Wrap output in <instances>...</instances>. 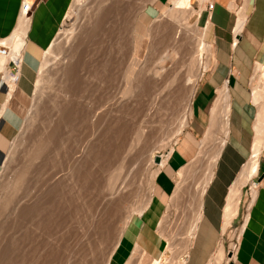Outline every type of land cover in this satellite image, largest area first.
Listing matches in <instances>:
<instances>
[{
    "label": "rangeland",
    "instance_id": "1",
    "mask_svg": "<svg viewBox=\"0 0 264 264\" xmlns=\"http://www.w3.org/2000/svg\"><path fill=\"white\" fill-rule=\"evenodd\" d=\"M143 1H145V2H143ZM143 1H141V0H82V6L81 5L77 6L73 10V12L75 11L74 13L77 12L78 14L77 13L72 14L73 16L71 15V18H66L64 20V22L62 23V25L60 26V29H59V31L62 29H63V31H65V30L68 31V29L70 30L72 28L73 29L75 28L76 31L75 30L74 31L76 33L73 32L74 37L72 36V34L69 35V33H68L67 37H69L70 39L66 38L65 34H59V35L57 34L56 35L57 44L54 48L53 54L48 55L46 58L48 63L45 66V69H43L44 71H39L40 66H42L43 62L45 61V58L43 57V59L41 60L39 69L35 73H33L29 76V85H28L29 87L28 88H29V92H30V96H31L30 105H29V108L27 110V114L25 116V119L23 120V123L19 129L17 136L15 137V139L13 140V142L9 146L6 161L3 164L1 171H0V240H1L0 244L1 243L3 245L6 244L7 248H8V246H7L8 244H9V248H13V246L16 244L14 247H17V250H18V248H20V247H18V245L21 244L19 246H21L22 248H25V250H26L25 252L27 253L28 250L26 249V247H28V249H30L29 247H31L32 245H34L36 247V243H37V246H38V247H36L37 250H34L35 247L33 248V250L36 251L37 255H35V253L32 254L33 253L32 250L28 251L29 253L32 252L30 255H27L29 253L26 254V261L29 260L28 261L29 264L31 263L30 261H33L34 264H107L108 261L110 262L112 255L114 254V252L117 249L116 244L119 241V234L120 235L122 234L121 236L123 237V234L126 230V227H125L126 220L125 219H127L129 217V215L132 214V212L134 211L133 208L138 209L141 207L142 204H144L145 202H148V194H149L148 190L150 189V182H148V179H149V181H151V177H152L151 175H153V171H155V172L158 171V167H157L158 164L155 162V157L159 156V157H161V160H163L162 156L164 157L167 155V150L163 149L162 146L164 144H162V143L165 142V145L167 143L169 148H174L175 144L179 142V140L183 137V134L187 130V128H185L184 132L177 137H174V138L170 137L169 135L171 134V132L175 131V129L177 127V126H175L176 125V123L174 121L175 119L172 118L173 115H169L167 113V115H165V118H164L166 120L163 119V123L161 124V126H159L160 123L156 124L157 122L155 121V118H152L153 116H151V117L149 116L150 119L151 118L154 119L155 124L152 121V119L151 120L149 119L151 121V123L149 120L146 121V122L149 121L148 123H150V124L147 123L146 127H145V125H146L145 124L144 127L146 130L145 129L144 130L147 133L148 132L147 130L150 129L151 132H150V134H149V132H148V134H144L145 137L143 139H145L146 137H147V139H145L144 142H142L143 141V139H142V141H140L138 143L140 145L139 146L136 145L135 149L138 151H135V149H134V152L132 155L133 162H134L133 164H135L134 167L131 169V171L129 170L130 173L127 171H126L127 173L123 172L124 174H122V176L120 178L121 181L118 182V185L120 187L121 186L122 187L120 188L117 186V188L114 191V195L116 194L115 196L113 194H111L112 193L110 191L111 188L109 189V187H108V186H110L109 180H110V178H113V175H115V173L117 172L118 166L120 164V158H121V154H117V152H120V150L123 149V148H121L122 146L124 147L125 144H128L125 142L129 138V136L126 138L127 135H130L129 140H132L133 136L135 135V133H134L135 129L132 128L133 123H134V125H136L140 121V124H141V118L145 119L144 117L147 115L146 114V110L148 107L147 105H149V103L151 101L150 98L152 97L151 96L152 93H155L154 91H156V89L159 88L158 87L159 85H163L162 83L167 82L166 81L167 77L165 76V73H167V72L169 73V70L173 69V68H175V69H173V72L176 69H179L177 67V65H175V63H174L175 61L173 58L175 56H173V52H172L173 48L176 46H179L178 49L180 52L177 54V56H176L177 59H175V60H182V59H184L183 47L185 46V48H186V47H188V44H189L187 41H184V40H177L178 42L176 43L174 40L171 39V37L173 36L174 27H173L172 23H170L171 25L168 24V22H170L168 19L166 20V18L163 17V15L168 10V6L163 8L160 12H157L153 7L154 4H152L154 2V0H143ZM72 2H73V0H72ZM72 2H71V4H72ZM150 4H152V5H150ZM191 5H192L195 12H194V15H192L189 19L190 24L192 26H194L193 28L197 29L198 32H201L204 28L207 27L206 23H205L204 12H203L205 10V5L202 4L201 0H199V1L198 0H192ZM109 8H113V11H114V18L113 19H115L113 21L116 24L115 25L116 28H114L113 32H111V33L107 29H103V27H100L101 26V21H100L101 15H103L104 12H106V10H109ZM199 12L200 13L202 12V15ZM126 14L128 15L126 17L127 20L126 19L123 20V17ZM105 16H106V13H105ZM103 17L101 19H103ZM108 18H110V16ZM103 20L105 21V18ZM99 22H100V24H99ZM123 24L126 27H124ZM189 36H191V35H189ZM206 41L208 44H210L211 49L208 53V56H206L207 58H205L206 59L205 62L207 63L208 67H207V70L203 73V75L208 70H211L215 64V50H216V48H215V45L213 43V39H211L210 37L209 38L207 37ZM132 63L134 65H132ZM130 65L132 67L129 68ZM133 66H135L134 67L135 72L132 71L134 69ZM130 69H132V70H130ZM127 70L132 71V73H134L133 74L134 76L132 75L133 76L132 77L131 76L132 73H130V71L128 72ZM126 71L128 74H130L129 76H131L132 78H129ZM170 71L172 72V70H170ZM39 72H41V73H39ZM126 74H127V76H126ZM181 74H184V73H181ZM19 77H20V75H19ZM202 77H201V79H202ZM201 79H200V81H201ZM181 81H177L178 84H177V82H175L176 85L175 84H174L175 86L173 85L174 89L172 90L171 95L173 96L174 93L175 94L178 93L177 96L174 94L175 99L180 98V95L182 96V98L186 97V94L188 92V89H186V87H184L185 90L183 87H181L183 82L185 84L184 76H183V80H181ZM200 81H198L196 88H198ZM167 83H170V82H167ZM257 83L259 84L258 81H257ZM73 85H74V87H73ZM62 86L66 87V88H64V90H62V91L60 90V92H62V93H63V91H66V89H67V91L69 89V92H70L71 91L70 87H73V89L71 88L72 90L78 89V90H75V92L79 91L77 93V96L75 93H72L73 91L70 93H67V94L63 93L64 95L66 94L68 96L72 93L73 96H72V94H71V96H69L71 101H72V99H74L75 96H76L75 97L76 99H74V102L77 100V98H78V100H81L80 96H82V95H79V97H80V99H79L78 94L80 93V91L83 93V95H84L83 97L85 98V101H87V100L89 101V102H87V104H89V106L87 104H85L86 108H84V111H87L90 107H91L90 108L91 110H98V115L96 117H94L93 119L89 118V119H91L89 122V125H87L89 119H87L88 120L86 122L87 124L85 123L86 112H84L83 110H81L82 112H80V113L83 114V112H84L85 116L83 118L80 117L82 121H80V119H79V121H80L79 124L84 125V123H85L86 124L85 127L84 126L81 127V125H80V128L78 127L79 125H78L77 118H79V117L75 116L76 120L74 121L73 120L74 115H73V117L70 115L72 118L70 120L72 122L70 120H68L70 118V116H68L67 118L64 117L68 121H70V123H71L70 124L66 120V124H70V125L67 126L65 124V121H64L65 119H62V117H61L62 115L63 116L65 115V112L63 114H61V116H60L59 113H62V112L56 110V109H58V107H59V110H61V111L64 110V109L62 110L61 106H57L58 103L56 102V101L60 102L62 100V99L57 100V97H60L61 96L60 94H62V93L58 92V90H59L58 88H60ZM60 89H63V88H60ZM54 92H56V94H55L56 99L55 100L53 99L54 98ZM179 92H182V94L180 93V95H179ZM183 93H185V94H183ZM57 94H58V96H56ZM66 95H65V98L66 97L67 98L65 100H67V102L62 100L63 102H65V103H63L61 101L62 104H64V106H66V103H68L69 107L71 106V104H73V108L76 107L79 110H80L81 106L85 107L84 104H82V103H85L83 100L84 98L81 100L82 102L81 101L77 102L78 100L76 101L77 104L81 102V105L79 107V105H76L75 103L70 104V102H68L70 99ZM51 97H53V98H51ZM50 98L53 99L54 102ZM62 98L64 99V96ZM183 100H185V98ZM183 100L181 101V104L185 102ZM50 101H51V103H50ZM148 101H149V103H148ZM179 101H180V99H179ZM61 102L59 104H61ZM55 103H57V105ZM51 105H53V106H51ZM56 106H57V108L55 109ZM64 106H63V108H64ZM68 106H66L65 107L66 110H64V111H66V114H67V109H69ZM52 107H54V108H52ZM71 107H70V109H71ZM70 109L68 110L69 112L67 115H69L70 111L73 110V109H71V110ZM85 109H87V110H85ZM89 110H88L87 114L91 113L90 112L91 110L90 111ZM52 111L54 113L55 112L57 113V115L55 114L56 117L54 116ZM50 113L56 119L55 118L53 119V117L51 116ZM109 114H111V115H109ZM163 115H164V113H163ZM168 115H169V117L171 116L170 118H172L174 122L172 120L169 121L170 119H169ZM50 116H51V118H49ZM59 116L61 118H59ZM119 116H120V118H118ZM46 117H48L49 119H46ZM44 119H46V120H44ZM50 119L54 120V122L55 121L58 122L57 119L58 120L60 119L64 122H61L59 120L60 121L59 122L60 127L58 126L56 128L57 123L55 122V124H54L53 121ZM156 119H158V118H156ZM49 120L54 125L53 128H52V126H51L52 124L50 123ZM137 120H139V121L137 122ZM45 121L49 122L50 125H49V123H47ZM73 121L74 122L77 121V123H73ZM82 122H84V123H82ZM61 123H63V125H62L63 128H61ZM72 123L78 125V126L74 125V128L75 127L77 129L79 128L78 132H75V133L73 132ZM170 123H171V125H170ZM48 125L53 130H55L54 128L59 129V130H60V128L62 129L60 131L55 130L56 133H53L54 136H56L57 131H59L58 133H61L65 130L66 127H64V125L68 127L67 130L64 132H68L67 134L74 133V135L73 134L68 135L69 138L67 135L65 137L64 133H63L64 138L62 137V133L60 134V136L63 138L62 140L66 143L64 145L65 148L64 147H63V149L60 148L61 147L60 145L64 144V142L61 141L60 136H57L58 138L52 136L53 135L51 133L52 129L46 131L48 128L46 126H48ZM150 125H152L153 127ZM162 125H164V126H162ZM139 126L140 125L138 123L135 128H137ZM172 126L175 129H173ZM127 127H129V128H127ZM69 128L72 130V132ZM131 128L134 130V131L132 130L133 133H131L129 131V130H131ZM77 129H75V130H77ZM123 130H124V132H123ZM170 130H171V132L169 133ZM46 132L47 133L49 132L50 135L52 134L51 137L49 136V134H46ZM173 134H174V132H173ZM146 135H148V136H146ZM166 135H168L169 137H167ZM45 136H47V138ZM48 136H49L51 142L49 141ZM171 136H173V135L171 134ZM166 137H167V139H166ZM45 138H46L45 143H47V144L42 143V141L44 142ZM56 138L59 139V141L56 140ZM168 138L172 141V142L170 141V145H169V141H168L169 139ZM54 139L56 140V142L58 141V144H60L62 142L63 143L60 145H58V144L55 145L56 142H55V144H53L54 141H52ZM176 139H177V141H176ZM129 140H128V142H130ZM200 140H201V138H199L196 142L197 152H198V143L200 142ZM67 142H68V144H67ZM39 145H41V147L43 145H45L46 148L49 145L48 148H50V149L49 150L47 149V150H48L49 154H51V149H52V151H53L52 153H54V154H51L52 157L50 155H48V152H46L47 150L44 146H43L44 148L42 147L40 149L41 150L44 149L46 151L45 152H44V150L41 151L38 147ZM73 145L79 146V148L78 147L76 148ZM58 146H60V147H58ZM70 146H72L71 148L74 150L70 149L69 148ZM51 147H56L57 149L51 148ZM58 148H60V151L62 150V152L64 151V149L66 150V148H67V151H64L66 153L68 152V148H69L70 149L69 154L71 157H72V155H71V152H72V154L75 155V158H77V157L79 159L82 158L80 160L77 158L80 162L78 164L79 165L78 168L82 167L81 168L82 170L80 168L78 169L76 167L77 168L76 171L79 173V176H81V177L78 176L80 179V182H79V179L77 180L74 178L78 175V173H75L76 172L75 170H74L75 172H73V174H72V175H74V177H72V175H70L71 176V178H70V176H69V173H70L69 170L72 171V166L74 165L73 166V169H74V167L77 165L74 163L73 165H71V168L69 167L70 169L68 168V165L70 166V164H68L67 167H66V165L64 166V164H66L68 162V160L70 159L69 158L70 156L67 153L68 157H66L67 156L66 153H65V155H66L65 156L64 153L62 154V152L58 151ZM80 149H82L81 150L82 152L79 151ZM35 150H36V153H35ZM37 150H39V152ZM75 150L76 151L78 150L79 152H81L80 157L77 156V155H79V152L76 155ZM57 151H58L57 154H59V155H57V157H60V155L62 157V158L61 157L59 158L61 161L55 157V160H57V159L59 160V161L57 160L58 162L54 161V158H53L54 156H56L55 153ZM197 152H196V154H197ZM42 153L44 156H42ZM36 154L38 157L36 156ZM196 154L189 161V163L191 161H192L191 163L194 162L193 164H196L197 168H195V166H193L192 173L189 174L186 184L183 185V188H182L183 192H182V195L180 198L181 202L179 201V204H178L179 207H177L179 209H175V210L170 211L172 213H170V212L168 213V211L166 210V212L168 214L165 212V214L167 215V221L168 222L166 221L167 223L166 222L164 223L165 226H163L164 228L162 230V231H164V234L167 235L164 243H165L166 247H168V246H170V244H172V246H174L173 247L174 250H176L177 246H178V248H181L180 246L183 245V241L187 239V237H186L187 235L185 234L186 236L184 239L183 234L186 233V230L188 229L187 225L189 224V221H190L191 216L193 215V212L195 209L196 204H195V202H193V200L195 199V195H193V194L196 193L195 188L197 187V184L199 183V181L203 178L202 174H204L203 171L205 170V167L203 168V165L206 164L205 163L206 160H204L203 158H201V160H199V158L197 159ZM49 156H50L51 160H50V158H47ZM63 157L65 159L69 158L66 163L64 161L65 159L62 160ZM262 157H264V150L261 154L260 160L262 159ZM35 159H39L41 162H44L45 160H47V161H45L46 164L44 163L45 168L43 169V167H42V166H44V164H42V166H41L42 168L37 167V166H40L41 163L39 160H36L37 161V163H36ZM48 160H49V162H48ZM33 161H35V162H33ZM50 161L56 162V163H54L56 165L57 164L61 165V163H63V166L66 168H63V170L61 171L62 168L59 170V167H61L60 165H58L59 167H57L56 165H54ZM70 161L68 163H70ZM82 161H83V163H81ZM200 161L204 162V163L202 164V163H200ZM32 162L34 163V169L35 170L37 167V170H36V171H38L37 173L35 170L32 169L33 168ZM196 162H199V164L202 165V168H201V165H200V167L197 166L198 164ZM80 164H82V165L80 166ZM193 164H191V165H193ZM46 166H48V168H46ZM50 166H54V167L56 166L55 168H58V170L61 172H58L57 175H55V174L51 175V173L49 171L53 172V171H55V169H53V167H50ZM39 168H40V170H42L41 174L39 172L40 170H38ZM67 168L69 169L68 171H67ZM49 169H51V170H49ZM43 170H45V171L49 170V171L44 172ZM78 170H80L81 173ZM195 170H197L196 173H195ZM56 172L57 171H55V173ZM42 173L43 174L47 173V175H51L52 178L57 179V177H58V178H60L61 181L59 179H57L58 183L54 184L53 181L54 180L56 181V179H52V178H50V176H48L47 178H49V179H47L46 175L44 176V180H43V178H42L43 174ZM48 173H50V174H48ZM20 174H22V175H20ZM23 174L25 176V179H24ZM35 174H37V176L39 178L42 176L41 177L42 179H39ZM58 174H59V176H58ZM75 174H77V175H75ZM54 175H55V177H54ZM191 175L193 176V178L191 177ZM21 176H23V178ZM30 177H32V178H30ZM33 177H35L36 180ZM78 177H76V178H78ZM37 178L41 182L43 180V182H42L43 184ZM45 178H46L47 182H45ZM72 178H74L78 182H76L75 180H72ZM258 178L259 177H255L253 179V181L257 183ZM30 179L32 182L36 181L37 184L34 182V185L36 184L35 186L39 185L41 187H44L42 185H47V183H49V185H47V186H49L50 188L52 186V188H53L52 184L50 186L49 181H51V182H53L54 186L57 184L56 185L57 191L61 192L63 189H65L66 193H64L65 190H63L61 193V194H63V196L62 195L59 196L58 195L59 192L56 194L55 193L56 191H54L55 189L52 190V188H51V192L55 193L54 198H52L54 194L50 193L49 188L47 189L49 191H47L44 187V192L47 191L50 194H52L51 196H49L50 194L45 193L46 194L45 195L46 197H45L42 194H40V193H42L43 188L41 189V187L39 188V186L38 187L33 186V183L30 181ZM125 179H126V181H125ZM22 181L24 182V185L26 184L25 186L23 185ZM38 182H39V184H38ZM122 182H123V185H120V184H122ZM124 182H127V183H124ZM17 183H18V185H17ZM21 183H22V185H21ZM58 184H60L63 188H60ZM125 185H127V186H125ZM128 186H129V188L126 189V187H128ZM147 186H149V188ZM25 187L28 188L29 190L26 189ZM33 188L34 189L38 188V191H37V189L33 190ZM58 188H60L61 191ZM119 188L121 191L118 190ZM251 188H252V182H250L243 189V196H242L241 204L239 207V213H238L237 217L235 218V220L233 221L232 227L230 228L229 233H228V234H230L231 232H233V235H234L233 240L230 241L231 239L229 238L228 234H225V235L222 234V236L220 237L219 241L224 240L227 252H229L230 250H233V248H235L234 249L235 252H237V250H238L239 242L236 240V235H238L239 232L242 230V227H243L244 222H245L247 210H248V207L250 205L252 193H253V190ZM30 189H32V190H30ZM71 189L73 190L72 191L73 195L74 196L76 195L75 198L77 197V195H79L77 198H79L80 200L79 199L75 200L78 202V205H77V202H75V203L73 202V204H74L73 205L71 202L72 199L69 200L70 196L68 194H70L69 192L71 191ZM123 189H126L125 190L126 193ZM122 190H123V193H122ZM28 191L29 192L31 191V192L29 193ZM36 191L38 193H36ZM108 191L111 194V199L108 196V195H110ZM76 192H79V194H76ZM31 193H33V194L35 193L37 195L40 194V196L42 195L41 200L39 199L40 196L38 197L37 195L34 194L37 197H33L34 195H32ZM117 193H120V194H117ZM30 195H32V196H30ZM47 195H48V198H47ZM64 195L68 196V197L66 198ZM70 195H72V194H70ZM56 196L59 199L55 198ZM106 196H108V197H106ZM31 197H33L34 199L37 198L38 202L36 204H41V206L43 205L42 204L43 201H45L46 199L48 200L49 198H51L53 200L57 199V201H55V203H54L56 205L57 204L56 202H58V200H60V198L63 197L62 199L68 200L69 204H66V202L63 201V203L65 202V204H63V203L62 204L66 207H64L62 205V209L66 208V211H67L68 208H72V207H69V205L70 206L73 205L74 207L72 208V210H73L74 214L69 209L67 211L68 216H66L67 212H65V215H62L65 210L61 211L62 209L61 210L58 209L59 207H61V206H59V204H60L59 202H58L59 204H57L58 207L54 205L56 208L55 207L49 208L51 206V201L53 204V200L49 199V200H51V201L48 200L50 204L48 203L47 200H46L47 202H44V203H47V208L46 209H44L45 207L43 208L44 212H45V210H47L49 208V210H48L49 212L46 211L47 213L45 212L46 213V215H45V213L44 214L42 213L43 212L42 207L40 208L38 206L37 208L40 210V212H39V210L36 208L37 205L34 202V201H36V199L34 200ZM105 197L109 198L110 203H109V201H107V203H106V200H104ZM42 198H44L45 200H43ZM71 198H72V196H71ZM31 199L33 202H30ZM62 199H61V202H62ZM112 199H114V200L112 201ZM27 201H28V203H27ZM40 201H42V203ZM73 201H74V198H73ZM102 201H104V202H102ZM29 202H30V204L33 203L36 205V206L33 205L34 207L31 206L32 204L30 205V208L32 210L30 208L28 209V207L26 206V204L28 205ZM103 203H105V204H103ZM4 205H6V206H4ZM44 206H46V204ZM75 206L78 209V211H76L77 209L75 208ZM100 206H102V207H100ZM25 208L28 210L23 211V209H25ZM33 208L37 209L36 212H37V214L39 213L38 216H40L41 214H42V216L45 215L44 217L40 216V218L42 220L41 221L42 223L40 222L41 224L46 222L48 220V218H50V217L52 219L57 218L58 214L59 215L61 214V213H59L60 211L62 212V214H61L62 217L61 218L58 217L57 219L60 218V221H62L61 219L63 217L64 218L66 217V219L63 218L64 221L66 220V222L64 223V221H62L64 224L63 223L61 224L62 225V227H61L62 229L60 228L61 232H59V233L56 232V233H54V235H51V234L49 235L50 229H48V226L45 225L46 223L43 224L44 227L42 225H40L43 227V229L46 226L47 231H46V229H45V231L48 232V234H47L48 237L47 236L46 237L49 238V236H51L50 237V244L47 243V242H49V239H47L45 237L46 234H44L45 231L42 230V227H40V230L42 231L41 234H40L41 231L36 229V227H37L36 222H37V224H39L40 220L38 221V219H40V218H38L36 212H34V213L31 212V211H34ZM52 208H55V209L50 210ZM3 209H4V211H6L5 213H4ZM74 209H75V212H74ZM131 209H133V210L131 211ZM176 210H178V211H176ZM22 211L24 213L25 212H27V213L24 214ZM51 211H52V214L54 211H55V213L56 212H58V213H56L57 215L51 214L52 216L48 217L47 214L49 213V215H50ZM130 211H131V213H130ZM1 212H3V213H1ZM21 212H22V216L23 215H26V217L28 215L31 216V217L28 216V218L30 217V219L27 218L28 220H31L32 215L34 216V214H35V217H37L36 218L37 221L34 219L35 217H33L34 220L32 219L33 220V221H31L32 223H30L29 221H25L24 219H26V217L23 216L24 217L23 218L22 216H20ZM30 212H31V214H30ZM171 214H172V216H171ZM169 215H170V217H168ZM19 217H21L24 220V222L22 220V223H19V225L17 222L16 223L14 222V225L17 226L16 228L19 230V231H15V230H17V229H14L15 226H13L14 230L11 229V225H13V223H11V221L16 220V221L20 222L21 219H18ZM43 218H46V219H43ZM168 218H169V220H168ZM54 220H56V219H54ZM56 221H53V222L51 221V224L56 223ZM60 221H59V223H60ZM28 222H29L30 226H28L29 224L27 225ZM24 223H26V224H24ZM33 223L35 224L36 227L34 226ZM47 223L49 224L50 222L47 221ZM215 223L218 225V227H220L222 225L221 220L216 221ZM8 224L10 226L7 227ZM23 224L26 228L28 227L29 229H30L31 225H33V227H31L32 229H30V231L33 230V228H35L33 232L37 233L36 236H38V232L40 231L38 238L41 239L42 243L39 241L35 242L34 240H36V239L38 240V238L35 236V233H33L32 231L30 232L28 230V228L27 229L22 228ZM50 225H49V227L52 228ZM56 225H58V224L56 223ZM58 226L60 227V225H58ZM58 226H56V227H58ZM6 227L7 228L10 227V229H8V233H7L8 235L7 236L11 241L7 238L6 234H4L5 237L3 235L4 232L5 233L7 232V231H5ZM56 227H54V228L56 229ZM59 227L57 228V231H60ZM38 229H39V226H38ZM55 229H53V231ZM11 230L13 231V233H12L13 236L10 235L11 234L10 232H12ZM25 230L26 231L28 230L30 233H26ZM122 230L124 232H122ZM14 231L16 233H14ZM21 231H22V233L24 232L26 234H22ZM53 231H52V233H53ZM16 234L18 235V237H16ZM20 234L22 236L23 235L24 236L22 237ZM28 234H32L31 236H34V238L31 237L32 240L30 239V236L28 237V240L30 239V241H29L30 246L24 245L26 242L23 244L25 239L27 241L26 244H29V242L26 238V235L28 236ZM42 234H44V237L46 238L45 241L48 240V241H46L47 245H50L49 246L50 248H48V246L45 245V248H48L47 254H42V251H41L43 248V245L45 243V241L43 243L42 238L40 237ZM19 235L21 237H19ZM1 236L6 238V240H4V238H1ZM9 236H11L12 238H10ZM35 237H36V239H35ZM42 237H43V235H42ZM44 237H43V240H44ZM16 238H18V240H20V241L23 239L24 240L22 241V243H19L20 241L16 240ZM21 238H23V239H21ZM3 240L7 241V242L10 241V243H6ZM120 240H122V238ZM16 241H18V242H16ZM32 241L34 243L31 245ZM12 242H14V243H12ZM11 243L14 245H11ZM230 243H234L235 247L232 248ZM40 244L41 245L43 244V245L41 246ZM3 245H0V248ZM22 245L25 247H23ZM39 245L41 247H39ZM4 247L5 246H3L2 248H4ZM32 247H31V249H32ZM215 250H216V248H215ZM19 251H21V250H19ZM19 253L21 254V252H18V254ZM19 255H18V258H19L18 261L19 262H17V264L18 263L22 264L21 257H19ZM31 255L32 256L34 255L36 260ZM27 256H31L34 260L31 257H30L31 259H29V257L27 258ZM136 258L137 257H134L133 260H136ZM234 259H235V257L233 258V260L230 264H234ZM28 262H26V263H28ZM31 264H33V263H31ZM130 264H142V262H141V260H137L136 263H133V261H131Z\"/></svg>",
    "mask_w": 264,
    "mask_h": 264
},
{
    "label": "crops",
    "instance_id": "2",
    "mask_svg": "<svg viewBox=\"0 0 264 264\" xmlns=\"http://www.w3.org/2000/svg\"><path fill=\"white\" fill-rule=\"evenodd\" d=\"M30 2H35V6L29 15L21 51L20 77L13 91L0 72V171L30 105L29 76L39 69L45 51L66 19L72 0ZM201 2L205 5L206 28L211 31L216 48L215 64L203 75L196 89L192 118L183 137L171 154L162 156L164 164L155 178L149 206L143 214L132 216L110 264H130L137 260L142 264H177L183 259L180 264H207L222 236L229 188L251 156L256 126L264 108V97L259 101L254 98V90L264 87V70L257 71L258 65L264 68V0ZM208 2L214 4L211 11L207 9ZM168 3L169 0H154L152 4L160 12ZM22 4L23 0H0V42L15 32ZM240 9L246 15L245 22L236 32ZM260 76H263L262 80ZM224 86L229 94L228 134L203 195L202 217L196 235L187 254L182 255L185 248L174 250L165 246L161 222L176 189L175 176L195 156L196 142L205 133L217 91ZM186 136L188 142L183 144ZM256 177H259L257 187L247 210L234 264H264V157ZM220 220L222 225L218 227L215 222Z\"/></svg>",
    "mask_w": 264,
    "mask_h": 264
},
{
    "label": "bare ground",
    "instance_id": "3",
    "mask_svg": "<svg viewBox=\"0 0 264 264\" xmlns=\"http://www.w3.org/2000/svg\"><path fill=\"white\" fill-rule=\"evenodd\" d=\"M141 1H143V0H141ZM191 1L192 0H169V3H168V10L166 11V13L163 15V17L164 18H166V20L168 19L170 22H168V24H170V23H172V25H173V27H174V29H173V36L171 37V39L172 40H174L176 43L178 42L177 40H184V41H187L189 44H188V47H186L185 48V46L183 47V56H184V59H182V60H175V59H177V54L180 52L179 51V49H178V47L179 46H176V47H174L173 48V56H175L173 59H174V63H175V65H177V67L179 68V69H176L174 72H173V69H175V68H173V69H170V70H172V72L169 70V73L167 72V73H165V76L167 77L166 79V81L167 82H170V83H167V82H164V83H162L163 85H159L158 87L159 88H157L156 89V91H154L155 93H152V97L150 98L151 99V101H150V103H149V101H148V103H149V105H147L148 107H147V110H146V116L144 117L145 119H143V118H141V124H140V121L139 120H137V122L139 123V127H137V128H135L136 126H137V124L136 125H134V123H133V127L132 128H134L135 129V135L133 136V138H132V140H129L130 139V135H125L126 136V138L129 136V138H128V140L130 141V142H128V140H124L126 143H128V144H125V146L123 147H121V148H123V149H121L120 150V152H117V154H121V158H120V164H119V166H118V169H117V172L115 173V175H113V178H110V180H109V185L110 186H108L109 187V189H110V191L112 192L111 194H113L114 195V191H115V189L117 188V186L118 187H120L119 185H118V182L119 181H121L120 180V178H121V176H122V174H124L123 172H129V170L131 171V169L134 167V165L135 164H133L134 162H133V158H132V155H133V152H134V149L136 148V145L137 146H139L140 144H138L140 141H142V139L145 137V135L144 134H148V132H149V134H150V132H151V130L150 129H148L147 131V133L145 132V127L147 126V123L152 119V118H155V121L157 122L156 124H159L160 123V125L159 126H161V124L163 123V119L165 118V115H167V113L169 114V115H173V117L172 118H174L175 120V123H176V125L175 126H177L176 127V129L173 127V129H175V131H173L174 132V134H173V132H171V130L169 131V133L171 132V134L173 135V136H171V134L169 135L170 137H177V136H179L180 134H182L183 132H184V129L189 125V122H190V120H191V118H192V103H193V99H194V95H195V93H196V86H197V83H198V81H200V79H201V77L203 76V73L207 70V67H208V65H207V63L205 62V58H207L206 56H208V53H209V51H210V49H211V46H210V44H208L207 43V41H206V39H207V37L209 38H212V33H211V31L209 30V29H207V28H204L201 32H198L197 31V29H194L193 27L194 26H192L191 24H190V21H189V19H190V17L192 16V15H194V9H193V7H192V5H191ZM204 1V0H203ZM143 2H145V1H143ZM244 3V2H243ZM235 4V3H234ZM82 6V0H73V2H72V4H71V6H70V8L68 9V11H67V14H66V18H71V15L72 14H76V13H74L73 12V10L75 9V7H77V6ZM245 5V4H244ZM243 6V5H242ZM248 7V6H247ZM232 8V7H231ZM79 10V9H78ZM77 10V11H78ZM235 10V9H234ZM241 10V9H240ZM22 11V10H21ZM99 11V10H98ZM239 12V11H238ZM105 13H106V16H105ZM200 13V12H199ZM78 14V13H77ZM198 14V13H197ZM201 14V13H200ZM199 14V15H200ZM73 16V15H72ZM104 16V17H103ZM110 16V18H108ZM128 15L126 14L124 17H123V20H127V17ZM238 20H237V24H236V28H235V31L236 32H239L241 29H242V27H243V24H244V20H245V13H244V11H243V9L238 13ZM103 17V19L105 18V21L103 20V19H101ZM101 18H100V21H101V26L100 27H103V29H107L110 33L111 32H113V29L114 28H116V24L114 23V21L113 20H115V19H113L114 18V11H113V8H109V10H106V12H104V14L103 15H101ZM129 18V17H128ZM237 19V18H236ZM103 20V21H102ZM122 20V21H123ZM29 21H30V18H29V16H27L25 13H21V17H20V19H19V24H18V26H17V28H16V30H15V32L13 33V35L9 38V39H7V40H5V41H2V42H0V49H5V50H7V51H9L10 53H13L15 56H20L21 57V51H22V49H23V46H24V43H25V36H26V31H27V28H28V25H29ZM104 24H103V23ZM125 22V21H124ZM123 22V23H124ZM122 23V22H121ZM99 24H100V22H99ZM103 24V25H102ZM125 24V23H124ZM123 24V25H124ZM127 24V23H126ZM129 24V23H128ZM171 25V24H170ZM124 27H126L125 25H124ZM171 29V30H172ZM75 28L73 29H68V31H63V29L62 30H60L59 32H58V35L59 34H65L66 35V38H68V39H70L69 37H67V35H68V33H69V35H71L72 34V36L74 37V35H73V32L74 33H76L75 31ZM170 30V31H171ZM169 31V32H170ZM172 32V31H171ZM64 35V36H65ZM189 35H191V36H189ZM62 36V35H61ZM67 39V40H68ZM69 41V40H68ZM56 44H57V39L55 38V40L51 43V45L48 47V49L45 51V53H44V58H45V61L43 62V64H42V66H40V70L39 71H44L43 69H45V66L47 65V56L48 55H52L53 54V52H54V48H55V46H56ZM142 44V43H141ZM144 45V44H143ZM142 45V46H143ZM140 54V53H139ZM172 56V57H173ZM8 57H6V56H4V55H2L1 53H0V72H2V73H4L5 74V80H6V82L9 84V86H10V89H11V91H13V89L16 87V84H17V81H18V77L16 76V77H12L11 75H10V73H8V69H7V67H6V65H7V62H8ZM179 59V58H178ZM132 65H134L133 63H132ZM174 65V66H175ZM130 67H132L131 65L129 66V68ZM135 66H133V68H134ZM128 68V69H129ZM130 70H132V69H130ZM129 70V71H130ZM135 70V68L132 70L133 72H135L134 71ZM264 70V68L261 66V65H258L257 66V71H260V72H262ZM128 71V70H127ZM127 71H126V73H127ZM128 71V72H129ZM132 71H130V73H132ZM39 73H41V72H39ZM181 73H184V74H181ZM128 74V73H127ZM127 74H126V76H127ZM134 73H132L131 74V76L133 75ZM20 75V74H19ZM130 74H128V76H129ZM131 76H129V78H132ZM182 76V77H181ZM183 76H184V80H185V84H184V82H183V84L181 83L182 81L181 80H183ZM259 79L260 80H262L263 79V76H260L259 77ZM165 81V80H164ZM177 81H181L180 83L183 85H181V87H186V89H188V92H187V94H186V97H184L185 98V100H183L184 98H182V96L180 95V93L182 94V92H179V95H180V98H177V99H175V95L177 96V94H173V96L171 95L172 94V90L174 89V86L176 85L175 84V82H177ZM175 84V85H174ZM177 84H178V82H177ZM66 85V84H65ZM174 85V86H173ZM186 85V86H185ZM73 87H74V85H73ZM73 87H70V92H72V93H75L76 94V96H77V93L79 92V91H76L75 92V90H78V89H75V90H72L73 89ZM60 88H63V89H60ZM60 88H58L59 90H58V92H60V90L62 91V90H64V88H66V87H60ZM72 88V89H71ZM184 90H185V88H184ZM57 91V90H56ZM57 92V93H58ZM69 92V89H68V91H67V89H66V91H63V93H70ZM175 92V91H174ZM60 93H62V92H60ZM60 94L61 96L63 95L64 96V99L60 96V97H57V100H64L65 102H67V100H65L66 98H65V95L64 94ZM71 93V94H72ZM55 94H56V92H54V98L53 97H51V98H53L54 100L56 99V97H55ZM71 94L69 95V96H71ZM183 94H185V93H183ZM79 95H82V96H80L81 97V100L84 98L83 96V93L80 91V93L78 94V97H79ZM56 96H58V94L56 95ZM66 96H68V95H66ZM69 96H68V98H69ZM72 96H73V94H72ZM75 96V95H74ZM75 96V97H76ZM74 97V99H76ZM80 97H79V99H80ZM264 97V87H259V88H256L255 90H254V98H255V100L256 101H259V100H261L262 98ZM50 98V99H51ZM182 98V99H181ZM53 99H51L53 102H54V100ZM70 99V98H69ZM68 99V100H69ZM74 99H72V101H71V99L68 101V102H70V104L71 103H75L76 105H79V107H80V105H81V100H78V98H77V102H79V101H81L80 103H78L77 104V102L75 101L74 102ZM179 99H180V101H179ZM61 100V101H62ZM84 100V102L85 103H82V104H84V106L85 107H83V106H81V108H80V110L78 109V108H76L75 106V108H73V104H71V109H73V110H71L70 109V107L68 106V103H66V106H68V108L71 110L70 111V114L69 115H67L68 114V110L69 109H67V114H66V111H64V110H66L65 109V107L66 106H64V104H62V102H61V104H59L60 102L59 101H56L57 103H58V105H57V103H55L57 106H61L62 107V110L63 111H61V110H59V107H58V109H56L57 108V106L55 107V109L57 110V111H60V112H62V113H59L60 114V116H61V114H63L64 112H65V115L63 116H61L62 117V119H65L64 121H65V124H66V118L68 117V116H72L73 117V115H74V117H73V120L75 121L76 120V117H79V118H77V121H78V125L77 124H73V123H77V121L76 122H74L73 121V123H72V127H73V132L75 133V132H78V130H79V128H80V125L81 124H79L80 123V121H82L81 120V118H83L84 116H85V114H84V112H86V117H85V123L88 121L87 119H89V118H91V119H93L94 117H96L97 115H98V110H91L90 108V112L91 113H88L87 114V112H88V110L87 109H85V110H87V111H84V108H86V105L85 104H87V102H89L87 99V101H85V98L83 99ZM185 101L184 103H182L181 104V101ZM65 102H63V103H65ZM50 103H51V101H50ZM69 104V105H70ZM74 104V105H75ZM88 106H89V104H87ZM51 106H53V105H51ZM63 106H64V108H63ZM78 107V106H77ZM52 108H54V107H52ZM51 108V109H52ZM54 109V110H55ZM61 109V108H60ZM53 110V111H54ZM55 110V111H56ZM81 110H83L84 112H83V114L82 113H80V112H82ZM229 94H228V91H227V88H226V86H224L223 88H220L218 91H217V96H216V98H215V101H214V103H213V106H212V109H211V111H210V115H209V120H208V125H207V127H206V130H205V133H204V135H203V137L201 138V140H200V142L198 143V152H197V154H196V157H197V159L199 158V160H201V158H203L204 160H206V164H204L203 165V168L205 167V170L203 171L204 172V174H202L203 175V178L199 181V183L197 184V187L195 188L196 189V193L195 194H193V195H195V201L193 200V202H195V209H194V212H193V215L191 216V219H190V221H189V224L187 225L188 226V229L186 230V233H184L183 235H184V239H185V236L187 237V241L186 240H184L183 241V245L182 246H180L181 248H185V250H184V252L182 253V255H186L187 254V249L189 248V246H190V244H191V242H192V239H193V237H194V235H196L195 234V232L197 231V229H198V225H199V222H200V220H201V217H202V199H203V195H204V193H205V190H206V187H207V185L209 184V182H210V180H211V177H212V175H213V170H214V168H215V166H216V163H217V160H218V158H219V155H220V153H221V150H222V148H223V146H224V144H225V142H226V137H227V134H228V118H229ZM52 111V112H53ZM56 111V112H57ZM51 112V111H50ZM54 113L53 112V114H54V116H55V114L57 115V113ZM111 113V112H110ZM163 113H164V115H163ZM51 114V113H50ZM58 114V115H59ZM83 115V116H82ZM109 115H111V114H109ZM169 115H168V117H169ZM49 116V115H48ZM51 116H52V114H51ZM51 116L49 117V118H51ZM59 116V118H61ZM71 116H70V118L68 119V120H70V119H72L71 118ZM76 116V117H75ZM148 116V117H147ZM151 116H153L151 119H150V117ZM53 117V116H52ZM56 117V116H55ZM55 117H53V119L55 118ZM64 117H66V118H64ZM81 117V118H80ZM171 117V116H170ZM169 117V121H173V119L172 118H170ZM48 117H46V119H49ZM58 118V117H57ZM75 118V119H74ZM118 118H120V116L118 117ZM156 118H158V119H156ZM46 119H44V120H46ZM56 119V118H55ZM79 119H80V121H79ZM91 119H89V121H88V124L87 125H89V122H90V120ZM150 119V120H149ZM50 120H52V119H50ZM49 120V121H50ZM60 120V119H59ZM58 119H57V121L58 122H56L57 124H56V128L59 126L60 127V121L61 122H64V121H62V120H60L59 121ZM67 120V121H68ZM147 120H149L148 122H146ZM158 120V121H157ZM164 120H166V119H164ZM53 121V123L55 124V122H54V120H52ZM71 121V120H70ZM70 121H68L69 123H70ZM135 121V120H134ZM152 121L154 122V119H152ZM173 121V122H174ZM45 122H47V121H45ZM67 122V123H68ZM72 122V121H71ZM152 122V123H153ZM47 123H49V122H47ZM50 123H51V121H50ZM50 123H49V125H50ZM82 123H84V122H82ZM84 123V125H81V127L82 126H84L85 127V124ZM94 123V122H93ZM150 123H151V121H150ZM150 123H148V124H150ZM172 123V122H171ZM171 123H170V125H171ZM52 124V123H51ZM71 124V123H70ZM70 124H66L67 126L68 125H70ZM92 124V123H91ZM90 124V125H91ZM146 124V125H145ZM154 124H155V122H154ZM46 126V127H48L47 128V130L46 131H48V130H51L53 127H54V125L52 124L51 126H52V128L50 127V126ZM62 125H63V123H61V128H63L62 127ZM74 125H77L79 128L77 129L76 127L74 128ZM144 125H145V127H144ZM67 126H65L64 125V127H66L65 128V130L64 131H66L67 130ZM150 126H152V125H150ZM162 126H164V125H162ZM45 127V128H46ZM70 127V126H69ZM71 127V128H72ZM153 127V126H152ZM151 127V128H152ZM50 128V129H49ZM56 128H54L55 130H59V129H56ZM60 128V130H62ZM127 128H129V127H127ZM131 128V130H129L131 133H133V129ZM171 128V127H170ZM70 129V128H69ZM75 129H77V130H75ZM145 129V130H144ZM172 129V130H173ZM55 130H53L52 129V131H51V133L53 134V133H56V131ZM59 130V131H60ZM71 130V129H70ZM72 130H71V132H72ZM133 130V131H132ZM59 131H57V134H56V136H54V134L52 135V136H54V137H57V136H60V134L62 133V137H63V135L65 134V137H66V135L68 136V135H74V133H69V134H67L68 132H61V133H58ZM69 131V130H68ZM123 132H124V130H123ZM64 133V134H63ZM46 134H49V136L51 137V135H50V133L48 132H46ZM128 134V133H127ZM49 136H48V139H49V141L51 142V140H50V138H49ZM132 136V135H131ZM146 136H148V135H146ZM167 137H169L168 135H166ZM46 138H47V136H45ZM61 136H60V139H61V141H63L62 139L64 138H62ZM71 137V136H70ZM167 137H166V139H167ZM46 138L44 139V142L42 141V143H45V141H46ZM58 138V137H57ZM56 138V140H58L59 141V139H57ZM68 138H69V136H68ZM149 138V137H148ZM53 139V138H52ZM145 139H147V137L145 138ZM145 139H143V141L142 142H144L145 141ZM169 139V138H168ZM188 137L186 136V139L184 140V142H183V144H186L187 142H188ZM56 140L54 139V140H52V141H54V143L53 144H55V142H56ZM65 140V139H64ZM164 140V139H163ZM58 141L56 142V144L55 145H57L58 144ZM66 141V140H65ZM169 141V145H170V139L168 140ZM167 141V142H168ZM176 141H177V139H176ZM49 142V143H50ZM64 142V141H63ZM62 142V143H63ZM172 142V141H171ZM62 143H60V144H62ZM176 143V142H175ZM45 144H47V143H45ZM52 144V145H53ZM60 144H58V145H60ZM66 143L64 142V144H62V145H60V146H58V147H60L61 149H63V147L65 148V145ZM67 144H68V142H67ZM162 144H164L165 145V142L164 143H162ZM54 145V146H55ZM78 145V144H77ZM162 146L163 147V149H165V150H167V154H171L172 153V151H173V148H169V146H168V144L166 143V145L165 146ZM191 145V144H190ZM44 147H45V145H43ZM42 146V147H43ZM49 146V145H48ZM48 146H47V148H46V150L48 149H50V148H48ZM51 146V145H50ZM73 146H75L76 148L78 147L79 148V146H76V145H73ZM121 146V145H120ZM39 147V149L40 148H42L41 147V145H39L38 146ZM37 147V148H38ZM43 147V148H44ZM57 147V146H56ZM56 147H51V148H55V149H57ZM72 146H70L69 148L70 149H72L71 148ZM74 147V148H75ZM36 148V149H37ZM60 148H58V151H60ZM68 148V155L70 156V149ZM120 148V147H119ZM41 150V149H40ZM42 150H44V149H42ZM41 150V151H42ZM46 150H44V152L46 151ZM48 150L46 151V152H48ZM72 150H74V149H72ZM71 150V151H72ZM82 149H80L79 151H81ZM263 150H264V108L262 109V118L258 121V124H257V126H256V137H255V140H254V143H253V147H252V152H251V156H250V158H249V160L243 165V167L241 168V170H240V172H239V174H238V176H237V178L235 179V181L232 183V185L230 186V188H229V191H228V194H227V197H226V204H225V207H224V211H223V226H222V234L223 235H225V234H228L229 233V230H230V228L232 227V224H233V221L235 220V218L237 217V215H238V213H239V207H240V204H241V200H242V196H243V189L250 183V182H252V190H253V193H252V196H254V193H255V189H256V187H257V183L256 182H254L253 181V178L254 177H256L257 176V174H258V169H259V163H260V157H261V154H262V152H263ZM38 152H39V150H37ZM58 151L55 153L56 154V156H54L53 158H54V161H56V162H58L60 159V157H61V155H60V157H57V155H59V154H57L58 153ZM64 151H67V148H66V150L64 149ZM62 152V150L60 151V152H62V154L64 153V155H65V153L66 152ZM78 150L76 151L75 150V153H76V155L78 154V152H79ZM118 151V150H117ZM135 151H138V150H136L135 149ZM43 152V153H44ZM53 151H52V149H51V154H54V153H52ZM59 152V153H60ZM74 152V151H73ZM82 152V151H81ZM81 152H79V155H77V156H79L80 157V153ZM35 153H36V150H35ZM43 153H42V156H44L43 155ZM67 153H66V155H67ZM137 153V152H136ZM41 154V153H40ZM47 154V153H46ZM51 154H49V152H48V155H50L51 156ZM63 155V156H64ZM65 155V156H66ZM68 155L66 156V157H68ZM71 155H72V157L70 156L68 159L66 158H64L63 157V159L62 160H64L65 161V163L67 162V160H68V162L70 161V163H66V164H64V166L66 165V167H67V165L68 164H70V166L68 165V168L70 167L71 168V165H73L74 163L77 165V166H75L74 167V169H73V166H72V171L71 170H69L68 168H67V171L69 170V172L71 173H69V176L70 175H72L73 174V172H75L76 170H77V168H78V164L80 163L79 162V160L80 159H82V158H75V155L74 154H72V152H71ZM36 156H37V154H36ZM47 156V155H46ZM50 156L49 157H47V158H50ZM38 157V156H37ZM41 157V156H40ZM39 157V158H40ZM52 157V156H51ZM55 157L56 158H58L57 160H55ZM195 157V158H196ZM35 158V157H34ZM45 158V157H44ZM46 158V159H47ZM62 158V157H61ZM194 158V159H195ZM193 159V160H194ZM36 160H39V159H35V161ZM42 160V159H41ZM50 160H51V158H50ZM35 161H33V162H35ZM40 161V160H39ZM38 161V162H39ZM45 161H47V160H45ZM45 161L44 162H41L40 161V163H41V165L40 166H37V167H40V168H42L43 167V169L45 168ZM53 161V160H52ZM61 161V160H60ZM195 161V160H194ZM203 161V160H202ZM32 162V164H33V170H35L34 169V163ZM48 162H49V160H48ZM51 162V161H50ZM56 162H51V163H56ZM63 162V161H62ZM192 162V161H191ZM189 163L188 165H186L184 168H182L179 172H177V174H176V176H175V182H176V189H175V192H174V194L172 195V197H171V199H170V201H169V203H168V205H167V211H168V213L170 212V211H172V210H175V209H179V208H177V207H179L178 206V204H179V201H180V198H181V195H182V188H183V185L184 184H186V182H187V179H188V176H189V174H191L192 173V168H193V166H195V168H197L196 167V164H193V163ZM36 163H37V161H36ZM45 163V164H44ZM60 163V162H59ZM81 163H83V161L81 162ZM198 165L197 166H199L200 167V165L201 164H199V162H196ZM200 163H204V162H201L200 161ZM39 164V163H38ZM42 164H44V166H42ZM52 164V165H53ZM163 164H164V160L160 163V164H158L157 165V167H158V171H153V175H151L152 177H151V181H149V179H148V182H150V189L148 190V192H149V194H148V202H145L144 204H142L141 205V207L140 208H138V209H135V208H133L134 209V211L132 212V214H130L131 213V211L133 210V209H131V211H130V215H129V217L127 218V219H125L126 220V222H125V227L127 226V224H128V222L130 221V219L132 218V216L134 215V214H138V215H141V214H143L144 213V211L147 209V207L149 206V203H150V201H151V198H152V191H153V186H154V181H155V178H156V176H157V174H158V172H159V169L163 166ZM191 164H193V165H191ZM51 165V164H50ZM54 165H56V164H54ZM58 165H60V164H57L56 166L57 167H59ZM82 164H80V166H81ZM42 166V167H41ZM49 166V165H48ZM48 166H46V168H48ZM55 166V167H56ZM61 167H59V170L61 169V171L63 170V168H66V167H64L63 166V163H61V165H60ZM37 167H36V170H37ZM50 167H53V169H55V171H57L56 173H55V171H53V172H51V171H49V170H51V169H49V170H43L44 172H50L51 173V175L52 174H55V175H57V173L58 172H61V171H59L58 170V168H55L54 166H50ZM77 167V168H76ZM40 168L38 169V170H40ZM76 168V169H75ZM80 169L82 168V167H79ZM78 168V169H79ZM201 168H202V165H201ZM57 169V170H56ZM32 170V171H33ZM35 170V171H36ZM75 170V171H74ZM82 170V169H81ZM198 170V169H197ZM197 170H195V173H196V171ZM34 171V172H35ZM41 171L42 170H40L39 172H40V174H41ZM78 171H80V170H78ZM194 171V170H193ZM38 171H36V173H37ZM43 172V173H44ZM126 172V173H127ZM155 172V173H154ZM42 173V174H43ZM50 173H48V174H50ZM75 173H78L77 171L75 172ZM80 173H81V171H80ZM125 173V174H126ZM130 173V172H129ZM33 174V173H32ZM60 174V173H59ZM59 174H58V176H59ZM194 174V173H193ZM20 175H22V174H20ZM31 175V174H30ZM34 175V174H33ZM36 176H37V174H35ZM46 175V178L48 177V176H50V178H52L51 177V175H47V173L46 174H43L41 177L43 178V180H44V176ZM55 175H54V177H55ZM75 175H77V174H75ZM196 175V174H195ZM23 176H24V174H23ZM23 176H21L22 178H23ZM32 176V175H31ZM79 176V173H78V175L76 176V177H78ZM125 176V175H124ZM38 177V176H37ZM39 178V179H42V178ZM57 177V176H56ZM72 177H74V175H72ZM76 177H74L75 179H79V177H81V176H79L78 178H76ZM127 177V176H126ZM191 177L193 178V176L191 175ZM30 178H32V177H30ZM35 180H36V178L35 177H33ZM37 178V179H38ZM46 178H45V182H47L46 181ZM70 178H71V176H70ZM74 178H72V180H75ZM191 178V179H192ZM21 179V178H20ZM19 179V180H20ZM24 179H25V176H24ZM38 179V180H39ZM47 179H49V178H47ZM52 179H56V178H52ZM57 179H59L60 180V178H58L57 177ZM56 179V181L54 180L53 182H54V184L55 183H58V180ZM23 180V179H22ZM43 180H42V182H43ZM71 180V179H70ZM18 181V180H17ZM25 181V180H24ZM30 181H31V179H30ZM29 181V182H30ZM40 181V180H39ZM61 181V180H60ZM76 181V180H75ZM124 181V180H123ZM125 181H126V179H125ZM128 181V180H127ZM21 182V181H20ZM23 182V181H22ZM28 182V183H29ZM32 182V181H31ZM30 182V183H31ZM34 182L36 183V181H33L32 183H33V186H35L34 185ZM41 182V181H40ZM41 182V183H42ZM50 182V186H51V184L53 185V188H52V186H51V188H52V190L53 189H55L54 191H56L55 193L57 194L59 191H57L56 189H57V184L54 186V184H53V182H51V181H49ZM76 182H78V181H76ZM79 182H80V179H79ZM147 182V183H148ZM31 183V184H32ZM124 183H127V182H124ZM20 184V183H19ZM38 184H39V182H38ZM43 184V183H42ZM41 184V185H42ZM46 184V183H45ZM149 184V183H148ZM17 185H18V183H17ZM21 185H22V183H21ZM23 185H24V182H23ZM26 185V184H25ZM24 185V186H25ZM47 185H49V183H47ZM47 185H42V186H44L45 187V189L47 190L48 188L50 189V193H52L51 192V188L49 187V186H47ZM59 185V187L60 188H63L60 184H58ZM120 185H123V182H122V184H120ZM20 186V185H19ZM39 186V185H38ZM38 186H35V187H38ZM125 186H127V185H125ZM16 187V186H15ZM14 187V188H15ZM41 186H39V188H40ZM44 187H41V189L43 188V190H42V193H40V194H42L43 196H45L46 194H50L49 192H47V191H49V190H45L46 192H44ZM47 187V188H46ZM122 187V186H121ZM120 187V188H121ZM148 188H149V186H147ZM20 188V187H19ZM26 188V187H25ZM60 188H58V189H60ZM120 188L118 189V190H120ZM127 188H129V186L128 187H126V189ZM16 189V188H15ZM18 189V188H17ZM26 189H28V188H26ZM35 189H37V191H38V188H35ZM34 188H33V190H35ZM126 189H123L124 191L126 190ZM29 190V189H28ZM30 190H32V189H30ZM40 190V189H39ZM63 190H65V189H63ZM62 190V191H63ZM123 190H122V193H123ZM36 191V193H38ZM41 191V190H40ZM60 191H61V189H60ZM62 191L61 192H59L58 193V195L60 196V195H62L63 196V194H61L62 193ZM72 189H71V191L69 192L70 194H72V195H70V194H68L70 197V199L69 200H71L72 199V204H73V202L75 203V202H77V201H75L76 199H79V198H77L79 195H77V197L75 198V196L73 195V193H72ZM121 191V190H120ZM29 192V191H28ZM31 192V191H30ZM29 192V193H30ZM33 192V191H32ZM109 192V191H108ZM119 192V191H118ZM44 193V194H43ZM46 193V194H45ZM55 193L53 192L52 194H54L53 195V197L52 198H54V196H55ZM64 193H66V190H65V192ZM125 193H126V191H125ZM185 193V192H184ZM25 194V193H24ZM32 195H34L33 193H31ZM40 194H35V195H37L38 197L40 196ZM52 194H50L49 196H51ZM76 194H79V192H76ZM109 194H110V192H109ZM111 194L110 195H108L109 197H110V199H111ZM117 194H120V193H117ZM27 195V194H26ZM25 195V196H26ZM32 195H30V196H32ZM33 196V197H37V196ZM42 195L40 196V200H41V197H42ZM112 195V196H113ZM116 195V194H115ZM114 195V196H115ZM24 196V197H25ZM65 196V195H64ZM71 196H72V198H71ZM74 196V197H73ZM108 196H106V197H108ZM113 196V197H114ZM27 197V196H26ZM33 197H31V198H33ZM46 197V196H45ZM66 198L68 197V196H65ZM105 197V199L104 200H106V203H107V201H109V198H106ZM117 197V196H116ZM115 197V198H116ZM194 197V196H193ZM47 198H48V195H47ZM55 198H57V196L55 197ZM63 198V197H62ZM62 198H60V200H58V202L61 204H59L58 202H56L57 204H59V206H61V207H59L58 209H62V205L63 204H65V202H66V204H69V202H68V200H66V199H62ZM73 198H74V201H73ZM114 198V199H115ZM34 199V198H33ZM36 199V201H34L35 202V204L38 202L37 201V198H35ZM34 199V200H35ZM43 200H45L44 198H42ZM49 199H51V198H49ZM48 199V200H49ZM57 199H59V198H57ZM57 199L56 200H53V199H51V200H53V204H52V201L51 200H49V201H51V206L49 207V208H51V207H55V206H57L58 207V205L56 204H54L55 203V201H57ZM61 199H62V202H61ZM108 199V200H107ZM114 199H112V201L114 200ZM42 200V201H43ZM47 200V199H46ZM43 201V203H42V201H40L43 205L41 206V204H33V203H31L30 204V202H33L32 201V199L30 200V202H29V206L26 204V206L28 207V209L30 208V205L31 206H36V208L39 206L40 208L42 207V210H43V208L44 209H46L47 208V203H44V202H47V201ZM80 200V199H79ZM49 201H48V203H49ZM63 201H65L64 203H63ZM9 202V201H8ZM39 202V203H40ZM68 202V203H67ZM80 202V201H79ZM102 202H104V201H102ZM181 202V201H180ZM27 203H28V201H27ZM63 203V204H62ZM109 203H110V201H109ZM6 204V203H5ZM10 204V203H9ZM46 204V206H44ZM50 204V203H49ZM103 204H105V203H103ZM102 204V205H103ZM55 205V206H54ZM74 205V204H73ZM73 205H69V207H74ZM76 205V204H75ZM77 205H78V202H77ZM80 205V204H79ZM101 205V204H100ZM181 205V204H180ZM4 206H6V205H4ZM33 206V207H34ZM64 206V205H63ZM3 207V206H2ZM64 207H66V206H64ZM100 207H102V206H100ZM4 208V207H3ZM6 208V207H5ZM9 208V207H8ZM49 208L47 209V210H45V212L47 211V212H49L48 210H49ZM56 208V207H55ZM55 208H52V209H50V210H54ZM72 208H68V210L70 209L71 211H72V213H73V210H72ZM75 208H76V206H75ZM79 208V207H78ZM26 209V208H25ZM23 209V211H27L28 209ZM31 209V208H30ZM34 209V208H33ZM38 209V208H37ZM37 209H34V211H31L32 213H34V212H36L37 211ZM77 209V208H76ZM6 210V209H5ZM32 210V209H31ZM39 210V209H38ZM41 210V211H42ZM59 210V211H60ZM63 210H65L64 211V213L62 214V212L61 211H63ZM67 210V211H68ZM3 211H4V209H3ZM22 211V212H23ZM57 211V210H56ZM59 213H61L62 215H65V212H67L66 211V208H64V209H62ZM76 211H78V209L76 210ZM176 211H178V210H176ZM175 211V212H176ZM6 211H4V213H5ZM22 212H21V215L20 216H22ZM31 212H30V214H31ZM39 212H40V210H39ZM44 212V210H43V214L45 213ZM46 212V213H47ZM74 212H75V209H74ZM1 213H3V212H1ZM24 213V212H23ZM25 213H27V212H25ZM24 213V214H25ZM29 213V212H28ZM46 213H45V215H46ZM55 211L53 212V214H52V211H51V213H50V215H49V213L47 214L48 215V217L49 216H52V215H57L56 213H58V212H56L55 214ZM71 213V214H72ZM167 213V212H166ZM167 213V214H168ZM170 213H172V212H170ZM36 214H37V212H36ZM41 214V213H40ZM52 214V215H51ZM61 214L59 215L58 214V216H57V218L58 217H62L61 216ZM67 215L66 216H68V212L66 213ZM70 214V213H69ZM74 214V213H73ZM28 215V214H27ZM39 215V213L37 214V216ZM44 215V216H45ZM24 217H26V215H23ZM22 216V217H23ZM28 216H30V215H28ZM28 216L26 217V219H24L25 221H29L30 223H32L31 221H33L34 219L36 220V218L37 217H35V214H34V216L32 215V219H33V217H35L33 220L31 219V220H28V219H30V217L28 218ZM41 217H44V216H42V214L40 215ZM40 216H38V218H40ZM171 216H172V214H171ZM23 217V218H24ZM56 217V216H55ZM168 217H170V215L168 216ZM28 218V219H27ZM57 218H54V219H56V220H54V219H52L51 217L50 218H48V222H50L49 224L47 223V221L46 222H44L43 224H45V225H47L48 226V229H50V233H49V235L51 234V235H54V233H56V232H61V227H62V221H64V219H66V217L63 219H61L62 221H60V218L59 219H57ZM17 219V218H16ZM18 219H21V221L20 222H18V221H16V220H13V221H11V223H13V225H11L10 223V225H11V229H13L14 227L13 226H15L14 225V222L16 223H18V225H19V223H22V218L21 217H19ZM43 219H46V218H43ZM51 219V220H50ZM24 220H23V222H24ZM40 220V221H39ZM60 221V223H59V221ZM168 220H169V218H168ZM37 221V220H36ZM38 221H39V224H37V222H36V226H35V224H34V226L36 227V229L37 230H40V227H44V225L43 224H41L42 222V220H41V218L40 219H38ZM44 221V220H43ZM51 221L53 222V221H56V223L58 224V225H60V227L58 226V225H56V223H52L51 224ZM167 221V215L165 214V218L162 220V222H161V226L163 227V226H165L164 225V223ZM29 222L27 223V225L29 224ZM41 222V223H40ZM66 222V220L64 221V223ZM168 222V221H167ZM166 222V223H167ZM63 223V224H64ZM7 225V227L8 226H10V225ZM24 224H26V223H24ZM24 224H23V227L22 228H26L25 226H24ZM51 224V225H50ZM54 224V225H53ZM17 225V224H16ZM22 225V224H21ZM20 225V226H21ZM40 225H42V226H40ZM49 225L53 228V229H55L54 227H56V226H58L59 227V230L60 231H57V228L58 227H56V229L53 231V229L52 228H50L49 227ZM56 225V226H55ZM28 226H30V224L28 225ZM38 226H39V229H38ZM54 226V227H53ZM64 226V225H63ZM5 228V231H7L6 233L4 232L3 233V235L4 234H6V236L8 235L7 233H8V229H10V227L9 228ZM17 226H15V228L14 229H17L16 228ZM19 227V226H18ZM31 227H33V225H31ZM30 227V229H32ZM43 227H42V230H44L45 231V229H46V231H47V228H46V226H45V228L43 229ZM124 227V226H123ZM28 228V227H27ZM26 228V229H27ZM61 228V229H60ZM164 228V227H163ZM7 229V230H6ZM13 229V230H14ZM30 229L28 228V230L30 231ZM34 229L35 228H33V230H31L32 232L34 231ZM22 230V229H21ZM26 231V233H30L29 231ZM36 230V231H37ZM53 231V233H52V231ZM12 231V230H11ZM15 231H19L18 229L17 230H15ZM14 231V233H16ZM41 231V230H40ZM39 231V232H40ZM45 231V232H46ZM49 231V230H48ZM243 227H242V230L239 232V234L238 235H236V240L239 242V238H240V236L243 234ZM10 232V231H9ZM38 232V231H37ZM39 232H38V236H36V234L37 233H35V232H33V233H35V236L38 238L39 237ZM44 232V234H46L45 235V237L47 236L48 237V232H46L45 233ZM122 232H124L123 230H122ZM121 232V233H122ZM184 232V231H183ZM11 233V234H10ZM9 234L10 235H12V233H13V231L12 232H10ZM21 233H22V231H21ZM26 233H22V234H26ZM32 233V234H33ZM42 233V231L40 232V234ZM18 234V233H17ZM16 234V237H18V235ZM32 234H28V236L26 235V238H27V240H28V237L30 236V239L32 240V238H34V236H31ZM44 234H42L43 235V237H44ZM182 234V233H181ZM186 234V235H185ZM21 235V234H20ZM19 235V237H21ZM34 235V234H33ZM42 235L40 236L41 238H42V241H43V243H44V241H45V239L47 238H45L44 237V240H43V237H42ZM122 235V234H121ZM120 234H119V241H118V243L116 244V247H118L119 245H120V242H121V238H122V236H121ZM229 235V238L231 239L230 241H232L233 240V238H234V235H233V232H231L230 234H228ZM13 236V235H12ZM24 236V235H23ZM22 236V237H23ZM121 236V237H120ZM163 236V238H166L167 236L166 235H162ZM174 236V235H173ZM4 237H5V235H4ZM4 237H2L1 236V238H4ZM10 238H12L11 236H9ZM32 237V238H31ZM36 237H35V239H36ZM50 237L51 236H49V238H47V239H49V242H47L48 244H50ZM7 238H8V236H7ZM14 238V237H13ZM173 238V237H172ZM175 238V237H174ZM182 238V237H181ZM9 239V238H8ZM7 239V240H8ZM21 239H23V238H21ZM30 239L28 240V242L30 241ZM169 239V238H168ZM4 240H6V238H4ZM3 240V241H4ZM10 240V239H9ZM16 240H18V238H16ZM24 240V239H23ZM23 240H18V241H20L19 243H22V241ZM34 240V239H33ZM1 241V240H0ZM2 241V242H3ZM11 241V240H10ZM10 241L9 242H7V241H4V242H6V243H10ZM18 241H16V242H18ZM35 242H37V241H39V242H41V239H39L38 238V240L36 239V240H34ZM46 241H48V240H46ZM46 241H45V243H44V245H43V248H42V254H47V252H48V248H50L49 246L50 245H47V243H46ZM170 241V240H169ZM186 241V242H185ZM27 243V241H26V239H25V241L23 242V244L24 243ZM12 243H14V242H12ZM11 243V245H14V244H12ZM24 244V245H26V246H30V242H29V244ZM34 242L32 241L31 242V245L33 244ZM42 243V242H41ZM172 243V242H171ZM18 244V243H17ZM39 244V243H38ZM0 245H3L2 243L0 244ZM16 245V244H15ZM14 245V246H15ZM19 245H21V244H19ZM18 245V247H20V248H18V250H17V247H14L13 246V248H9V244L7 245L8 246V248L6 247V244L5 245H3V246H5L4 248H0V264H17V262H19L18 261V255L20 254H18V252H21V254L19 255V257H21V261H22V264H29V260L28 261H26V254L27 253H29L28 251L30 250H32L33 251V253L32 252H30L29 254H27V255H30L31 253L32 254H34L35 253V255H37V253H36V251H34V250H37V248L36 247H38L37 246V243H36V247L34 246V245H32L31 247H32V249H31V247H29L30 249H28V247H26V249L28 250L27 251V253L25 252L26 250H25V248H22L21 246H19ZM41 245V244H40ZM39 245V247H41ZM45 245H47L48 246V248H45ZM178 245V244H177ZM192 245V244H191ZM230 245H231V247L233 248V247H235V245H234V243H230ZM23 246V245H22ZM23 247H25V246H23ZM35 247V248H34ZM174 246H172V244H170V246H168L167 248H173ZM33 248H34V250H33ZM177 248H178V246H177ZM234 249L235 248H233V250H230L229 252H227V250H226V247H225V243H224V240H221V241H219V243H218V246H217V248H216V250L214 251V253L212 254V256L210 257V259H209V261H208V263L207 264H230L231 262H232V260H233V258L235 257V254H236V252L234 251ZM19 250H21V251H19ZM39 250V249H38ZM32 256V255H31ZM31 256H27V258L29 257V259H31L32 257L33 258H35V256L33 255L32 257ZM31 257V258H30ZM186 257V256H185ZM32 258V259H33ZM34 260V259H33ZM35 260H36V258H35ZM20 261V262H21ZM28 262V263H26V262ZM31 263H33L34 264V262L33 261H30ZM184 262V259L182 260V261H178V263L177 264H180V263H183ZM30 263V264H31ZM19 264V263H18ZM107 264H110V262L108 261V263Z\"/></svg>",
    "mask_w": 264,
    "mask_h": 264
},
{
    "label": "built area",
    "instance_id": "4",
    "mask_svg": "<svg viewBox=\"0 0 264 264\" xmlns=\"http://www.w3.org/2000/svg\"><path fill=\"white\" fill-rule=\"evenodd\" d=\"M35 6V2H30V0H23V4H22V12L25 13L27 16H29L30 14H32L33 12V8ZM214 8V4L208 2L207 3V9L209 11L213 10ZM0 53L6 57H8V62H7V69H8V73H10V75L12 77H18L20 74V65L19 66H14V67H10V63H11V58L13 56H15L13 53H10L9 51L5 50V49H0ZM21 60L22 57L18 56ZM3 79L5 80V74L2 73ZM6 81V80H5ZM9 85V84H8ZM10 87V86H9Z\"/></svg>",
    "mask_w": 264,
    "mask_h": 264
},
{
    "label": "water",
    "instance_id": "5",
    "mask_svg": "<svg viewBox=\"0 0 264 264\" xmlns=\"http://www.w3.org/2000/svg\"><path fill=\"white\" fill-rule=\"evenodd\" d=\"M20 63H21V59L18 56H13L11 58L10 67L19 66ZM155 162L157 164H160L161 163V157H159V156L155 157Z\"/></svg>",
    "mask_w": 264,
    "mask_h": 264
}]
</instances>
